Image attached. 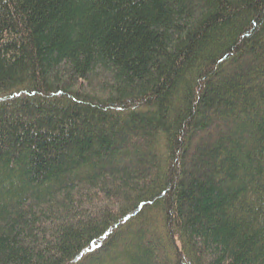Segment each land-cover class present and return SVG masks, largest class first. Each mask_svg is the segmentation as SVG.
I'll list each match as a JSON object with an SVG mask.
<instances>
[{"label":"trees","instance_id":"1","mask_svg":"<svg viewBox=\"0 0 264 264\" xmlns=\"http://www.w3.org/2000/svg\"><path fill=\"white\" fill-rule=\"evenodd\" d=\"M0 264H264V0H0Z\"/></svg>","mask_w":264,"mask_h":264}]
</instances>
